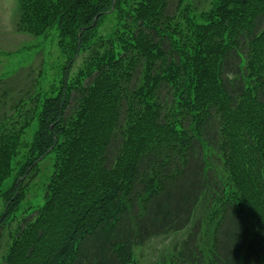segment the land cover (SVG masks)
Masks as SVG:
<instances>
[{"label":"trees","instance_id":"16d2710c","mask_svg":"<svg viewBox=\"0 0 264 264\" xmlns=\"http://www.w3.org/2000/svg\"><path fill=\"white\" fill-rule=\"evenodd\" d=\"M17 1L64 61L41 95L0 78V264H141L154 237L153 264H264V0Z\"/></svg>","mask_w":264,"mask_h":264},{"label":"rangeland","instance_id":"374dc122","mask_svg":"<svg viewBox=\"0 0 264 264\" xmlns=\"http://www.w3.org/2000/svg\"><path fill=\"white\" fill-rule=\"evenodd\" d=\"M197 3V7L202 10L208 8L211 0H193ZM19 15L17 0H0V77L5 76L4 86L12 88L10 94L12 97H17L25 89H29L31 84L35 82V76L39 73L42 67V61H46L43 67V76L38 79V89L48 92L51 87L58 83L60 76V64L64 61L60 49L57 45V37L52 31L50 37H32L23 32L16 30V22ZM110 20L105 21L97 29V33L106 34L111 28ZM43 62V64H44ZM79 58L75 61L69 70L68 78L75 73ZM25 66L24 68H22ZM20 67V69H18ZM28 73L29 77L25 74ZM4 81V80H3ZM34 87L29 89L31 93ZM9 109V104L5 108ZM34 127L27 130L25 139H30ZM39 171L32 176L28 181V187L25 189V200L30 206L35 200H40L42 196L43 183L47 180V176L51 170L49 158H44L39 162ZM24 203V202H23ZM22 203V206H24ZM2 203H0V211ZM178 236V235H177ZM166 238L154 237L148 240L144 246L138 248L139 261L141 264H153L154 261L161 256L160 251L165 250L164 243ZM160 254V255H159Z\"/></svg>","mask_w":264,"mask_h":264}]
</instances>
